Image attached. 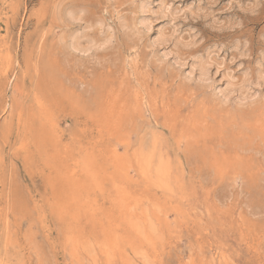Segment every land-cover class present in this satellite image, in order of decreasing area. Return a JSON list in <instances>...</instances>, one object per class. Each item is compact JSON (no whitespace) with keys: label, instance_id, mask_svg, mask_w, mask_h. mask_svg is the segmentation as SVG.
I'll use <instances>...</instances> for the list:
<instances>
[{"label":"rangeland","instance_id":"rangeland-1","mask_svg":"<svg viewBox=\"0 0 264 264\" xmlns=\"http://www.w3.org/2000/svg\"><path fill=\"white\" fill-rule=\"evenodd\" d=\"M260 73L264 0H0V264H264Z\"/></svg>","mask_w":264,"mask_h":264},{"label":"bare ground","instance_id":"bare-ground-1","mask_svg":"<svg viewBox=\"0 0 264 264\" xmlns=\"http://www.w3.org/2000/svg\"><path fill=\"white\" fill-rule=\"evenodd\" d=\"M145 20V19H144ZM165 37L164 39H162L163 41H165ZM93 43V42H92ZM95 43V42H94ZM96 44V43H95ZM94 45V44H93ZM73 46L77 49H80V43L79 41L77 42H73ZM104 46V44H103ZM82 49V47H81ZM90 52V51H88ZM165 56V55H164ZM210 67V66H209ZM197 70H199V75H200V78H203V79H208L209 78V69H208V64H206L203 60H200L198 62V65H197ZM232 78V76H231ZM202 79V80H203ZM232 79L229 80L228 82V86L226 87V89L223 91L226 95H230L231 93H234L236 92L237 90L240 91V96L242 97V99H246L249 95V91L252 89L251 86L253 84H257V85H260V84H264V74L263 73H260L256 79L254 80H248V79H245L242 84L239 86V88L237 89V85H235L234 82H230ZM239 84V83H238ZM8 89V88H7ZM253 98V97H252ZM13 117V116H12ZM12 119V118H11ZM5 122V121H4ZM11 125V124H10ZM30 127V126H29ZM23 141V140H22ZM35 143V142H34ZM20 150V148H19ZM25 150V149H24ZM22 151V150H21ZM20 151V152H21ZM20 154V153H19ZM50 167V166H49ZM79 168V167H78ZM51 171V169H50ZM73 174V173H72ZM53 175V174H52ZM3 178V177H2ZM65 180V179H64ZM70 181V180H69ZM68 183V182H67ZM66 184V183H65ZM5 185V184H4ZM50 187V186H49ZM67 187V186H66ZM69 195V194H68ZM67 199V198H66ZM7 232V231H6ZM9 237V236H8ZM9 240V239H8ZM6 246V244H5ZM7 251V250H6ZM26 255V254H25ZM24 257V256H23ZM1 260V259H0Z\"/></svg>","mask_w":264,"mask_h":264}]
</instances>
